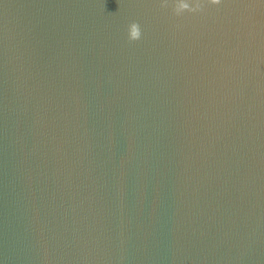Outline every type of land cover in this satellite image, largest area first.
Wrapping results in <instances>:
<instances>
[{"label":"water","instance_id":"95a60500","mask_svg":"<svg viewBox=\"0 0 264 264\" xmlns=\"http://www.w3.org/2000/svg\"><path fill=\"white\" fill-rule=\"evenodd\" d=\"M0 264H264V0H0Z\"/></svg>","mask_w":264,"mask_h":264}]
</instances>
